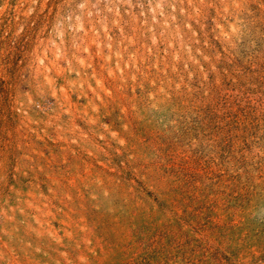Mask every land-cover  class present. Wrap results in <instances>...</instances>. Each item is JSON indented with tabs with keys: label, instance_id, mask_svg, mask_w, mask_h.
<instances>
[{
	"label": "rangeland",
	"instance_id": "obj_1",
	"mask_svg": "<svg viewBox=\"0 0 264 264\" xmlns=\"http://www.w3.org/2000/svg\"><path fill=\"white\" fill-rule=\"evenodd\" d=\"M0 264H264V0H0Z\"/></svg>",
	"mask_w": 264,
	"mask_h": 264
}]
</instances>
